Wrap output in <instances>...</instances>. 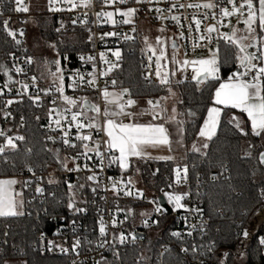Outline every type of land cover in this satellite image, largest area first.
<instances>
[{
	"label": "snow or ice",
	"instance_id": "6c2138e0",
	"mask_svg": "<svg viewBox=\"0 0 264 264\" xmlns=\"http://www.w3.org/2000/svg\"><path fill=\"white\" fill-rule=\"evenodd\" d=\"M55 2V0H48L49 3V11H59L60 9L52 8L51 5ZM68 3L71 4L72 8H76L78 5L73 3V0H67ZM110 2H114V0H104L105 4ZM121 4L125 3L126 0H119ZM144 0H136V3H142ZM151 3V0H148ZM220 3H225V0H220ZM228 5H231V10L228 7H220L218 4L208 2L204 4H195L189 5V7H203L209 10L219 7V15L221 20L219 23L223 27V19L239 14L240 16H244V10L247 9L246 18L243 19V23L245 25L244 31L247 35H237V30L233 29L231 34H223L220 35L215 25L209 26L206 29L207 35H201L200 40H208L209 44L213 42L212 33L217 32L216 38V48H209V56L208 58H202L198 60H187L183 61L181 65L182 69H186L188 66L192 67L193 75L191 79L195 81L197 85V90H199V86L205 84L208 81L218 82L219 86L215 88L214 95L212 97V103L214 106L207 108V116L203 119V123L199 126L198 138H203V143L200 147H197L195 143L192 145V150L200 153V155L207 158L208 150L210 149V144L213 142L214 138L218 136V128L222 126V114L224 116H228L230 110H239L241 114H246L248 121L251 124V135L255 137H259L264 139V0H257V3H254L253 0H240L239 5H237L236 0H226ZM90 4V0H81L80 7H88ZM15 9L16 12H27L28 7L23 5V0H15ZM175 7V5H173ZM183 7V5H181ZM151 10V9H150ZM117 13L125 17L123 23L127 24L131 21L128 19L132 17L134 13L137 11L135 8H127L126 11H121L120 9L116 10ZM157 12H160L161 9L157 8ZM99 19L101 16L105 17L109 22L113 25L116 21L113 19L114 13L109 11H102L96 14ZM0 16H3V12H0ZM216 18V14L213 13V19ZM10 19V18H9ZM9 19L3 20V31L7 34L8 37H11L12 40L15 41L17 45L22 43L21 40L17 39L16 31L9 28ZM172 19H177V17H172ZM76 21H73L75 24ZM81 23H85V21H81ZM197 31H199L200 21L195 20ZM61 28H63V24H61ZM61 28L55 29L57 33L61 31ZM257 28L259 32H257ZM191 31V29H189ZM135 31V29H133ZM20 36H24V31L20 30ZM107 36H118L116 32H106L104 33L100 39L103 40L104 37ZM93 37L91 35L88 36V41L91 42ZM125 39H129V37L125 36ZM224 41L225 48H234V54L229 57L225 55L223 58L221 57V49H220V41ZM159 42V38H158ZM61 43H63L61 41ZM145 43L147 44V37H145ZM49 47L56 49L57 45L55 43H51L48 45ZM173 49L177 48L176 44L172 45ZM149 50L153 52L155 55V49H152L149 46ZM57 57H61V53L57 51ZM112 56L115 57V62H109L105 59V53H100V60L106 64L108 67L106 70L101 71V76H107L114 69L120 67L119 61L121 60V52L119 49L112 51ZM11 55V53H10ZM62 58L67 60L69 57L67 54H63ZM81 61L85 60L84 56H79ZM93 56H88L87 61H94ZM151 60V57L149 58ZM166 59L165 52L163 50L160 51L159 55L156 56V69H155V77L159 81L160 85L167 86L168 92L171 95H175L172 92L171 88V79L168 71L164 70L165 66L161 64V61ZM34 62L32 56L26 57V63L32 64ZM173 64H180V61L176 59V55L173 54L172 61ZM54 64L56 66V71L52 72L51 68L48 67L49 64ZM234 64L235 70L230 71L227 79L225 81H221L220 73L222 68L226 65ZM44 67L48 71L50 75L54 77L53 83L56 85V91L59 93V98L64 102L66 107L61 112L58 109H50L49 110V125L48 128L51 132L59 131V137H55L53 135H47L42 143L39 151L43 153H51V159L58 165L59 171L64 173H72L75 172L77 174L81 172L90 173L84 177V182L81 183L80 176L77 175L76 183H72L71 181L65 179L63 181L57 180L52 173L48 174V178L43 176H38L37 170L39 169L43 172L49 165L47 160H43L38 163H30L29 158L33 154V148L26 147L24 149V163L23 168L27 170L28 173L31 174L30 178L19 182L16 179H4L0 180V218L7 217H18L22 216L25 213L23 212L24 201L17 200L16 197L20 196L21 193H16L14 191L13 186L17 183H22V187H31L34 185V196L33 199H38L41 207L37 210L36 216L39 220L42 216L44 218H52L59 219L61 221H67V227L70 229L73 235L77 233V217L80 214H84L87 212V208L83 205L87 204L86 199H79L82 195L83 190L88 188L93 196H95L97 190L100 188V174L103 173L104 168L106 166L110 167L112 164H118L121 172L126 171L129 168V161L131 157H143L145 156V147L148 145L157 146V145H168L169 148L171 146V142L169 140V136L167 134V130L163 125L159 124H142L136 122L137 113L133 111H129L135 104L136 101L131 98V92L128 88H122L120 94H116L114 92H109L107 88L102 91V95L105 100V108L103 110L104 123L101 128L100 125L96 123V116L100 115V107L95 104H89L86 98H83V103L79 105L80 111H72L73 108L77 107V101L69 96L64 95V75L61 68L60 59H55L51 62L44 60ZM16 72L21 73L23 71L22 68L16 67ZM0 71H3L6 76H8V69L5 65H0ZM96 71L95 64H93V72L88 73L89 76H92V79L87 80V84L89 86H93L95 84L94 73ZM151 75V73H150ZM171 76H176V71L171 72ZM78 77L80 81H84V76L79 74V71L76 70L74 77ZM144 79L148 80L149 77L145 76ZM184 79H177L176 84L181 85L185 83ZM12 82V77L8 76V81L5 83L4 87H8L9 83ZM117 81L112 80V86H116ZM32 84L35 86L36 77H32ZM71 87V85H70ZM29 85L26 83H21L20 89L17 91V95H25L28 93ZM11 91V89H9ZM41 91L45 92L47 95L46 89H41ZM0 95H3V92L0 91ZM124 95L128 96V99L124 101L122 98ZM28 99L36 104L40 97L39 95L33 97L28 96ZM21 101H15L13 99H8L4 103V108L9 107L13 103H19ZM53 104L56 103L55 100L52 101ZM183 103V101H181ZM148 104L152 107V117L153 120L157 119L159 113L155 111V109L159 106V102L153 104L151 100L148 101ZM108 105H114L116 110L112 111L109 109ZM218 106H223V109ZM173 113L176 112V109H172ZM52 112L56 113L55 119L53 120ZM87 112H93L96 116L87 117ZM68 113L71 114L70 120L68 119ZM11 115L8 111H3V116L8 118ZM189 116H195V113L191 110L188 111ZM81 117L88 119V123H84ZM127 118L131 122L124 123L123 120ZM175 117L173 116V119ZM39 120V117H36ZM24 117L21 116L20 125L24 126ZM53 123L55 124V128H53ZM67 127H64V125ZM224 125L230 126L234 129L238 134L247 136L248 132L242 126V120L239 116L232 114L226 121H223ZM75 128V135L72 134V128ZM88 129V134H84L83 130ZM95 129L97 132L103 131L107 137L101 143L100 141H94L92 139L91 131ZM181 134L183 129L180 130ZM0 137L4 138V143H0V158L3 159V163L7 164L8 158L6 156V149H10L12 151H19L18 145L16 141L24 142L25 137L22 135H16L15 137L6 135L5 131L0 129ZM53 145L58 142L62 143L66 149H74L76 150V155L68 157H61L60 152L61 149L50 148L48 147V143ZM91 142V146L90 143ZM181 143L182 141H178ZM255 145L249 144V149L254 148ZM201 148L204 151H201ZM118 153V155L116 154ZM91 154V155H90ZM246 156L251 158V152H246ZM93 157H95V161L92 164H89V161H93ZM83 159L84 163L81 164L78 161ZM159 159H171V157H159ZM105 160H107V165H105ZM258 166H264V150L258 152L257 156ZM69 162L72 163L73 167H69ZM220 171L211 175L209 179L215 183L221 177H223L226 181H231V175L225 176V173L229 172V169L226 164L223 162L219 163ZM12 167H16L13 163ZM187 166H185L182 170L177 169V183L180 182L181 173H183V178L187 177ZM155 174V173H154ZM253 177L255 176V172L252 173ZM46 179L47 187L44 186V181ZM199 179V178H197ZM109 181H112L111 189L104 188V191H112L114 195L119 196L120 192L123 191L125 196H132L134 193L131 189H127V186L123 180L114 181L112 177H108ZM254 184L256 183L255 179L252 181ZM128 184L131 183V178L127 181ZM61 184H66L67 192L58 196L57 192L52 190V186H59ZM124 185V187H121ZM136 195L142 197L143 193L139 190L136 191ZM167 196V201L170 205L173 206V210L183 209L186 215L180 217L181 220L184 221L186 231H172L170 236L175 238V240L179 243V253L177 257H191L192 264H205V261L200 259V257H206L211 260L214 256H216V249L218 246V241L209 237L206 243L197 244L195 242L190 245L184 239L185 237H192L193 232H198L201 239L205 236L209 235L211 231V225L209 221L212 219V214L209 213V219L206 220L205 210L199 205L188 207L182 201L188 196V193H180V194H171L165 193ZM197 196H200V193L197 192ZM101 199H105V197H101ZM31 203V201H29ZM151 203H156L152 201ZM257 204H260V207L255 208L252 211L251 208L248 211H252V215H259L260 211L264 209V182H262V186L258 188V198L256 200ZM65 208L68 212V216L59 214V210ZM164 209L157 206L154 209V214L157 216L164 215ZM216 211V209H214ZM131 212V209H129ZM247 214V213H245ZM30 215V213H29ZM195 215L197 218V223L192 224L190 222V217ZM141 225L148 229L152 227H159L160 220L151 218V215L147 212L140 213ZM128 218V213L125 214V220ZM124 221H120L119 223H123ZM99 225V235L98 242L96 244L97 248H109L112 250V255L115 261L121 260V254L117 250V244L120 246H124L126 244H135L137 240H142L143 236L138 235L135 232H129L127 235L121 231L118 235L116 233L111 234V239H108L109 233L107 231V225L104 220L101 218L97 221ZM112 228L117 227V221L115 217L112 218L111 222ZM236 228L243 229L242 222L236 225ZM219 232V229H217ZM59 234V230L54 233V235ZM5 237L8 236V232L5 231L3 233ZM249 235L247 229H243L240 232L236 233V238L239 239L241 236L243 238H247ZM45 233L41 231L39 241L41 246V251L46 250L48 252H52L55 249H59V252L64 255L69 254V248L63 247L61 245L55 244L52 240H48L46 246L44 245ZM260 244L264 245V237L260 238ZM7 245L8 241L5 240L3 242ZM91 243V241H89ZM150 245V242H149ZM13 248H16V245H12ZM80 240L77 238L74 240L71 246V253L75 255H79ZM149 247V246H146ZM163 251L158 253V264H163V258L166 253H171V249L167 246H162ZM150 250V247H149ZM20 255H24L23 250L20 251ZM231 255L229 252H223L220 257H216L218 264H225L228 256ZM150 257H147L141 253L136 260V264H149ZM0 264H13V261L10 260L7 254L4 253L3 248H0ZM15 264H28L26 259H21L16 261ZM73 264H76L73 261ZM83 264V262H81ZM94 264H108V261L103 257L100 261H95ZM179 264H183V262H179Z\"/></svg>",
	"mask_w": 264,
	"mask_h": 264
},
{
	"label": "built area",
	"instance_id": "2783aa9c",
	"mask_svg": "<svg viewBox=\"0 0 264 264\" xmlns=\"http://www.w3.org/2000/svg\"><path fill=\"white\" fill-rule=\"evenodd\" d=\"M212 2L218 4L220 7H228L231 10V5L226 3L221 4L220 0H151V3L148 0H144L142 3H136V0H126L125 3L121 4L119 0H114V2H110L108 4L104 3V0H90V4L88 7H80L81 0H73V3L77 4L76 8H72L71 4L67 2V0H55V2L51 5L52 8L60 9L59 11H49V3H48V11L46 12L49 15H53L57 17L58 23L61 24L64 18H66L71 24L75 20L76 23L74 25L81 26L86 29L87 36L91 35L93 37L92 41L90 42V48L86 51L79 52L73 55H67L69 58L64 60L63 58L57 57L61 61V68L64 75V95L69 96L77 101V107L73 108L72 111H80L79 105L83 103V98H86L89 104H95L100 107V115L96 116L93 112H87V117L96 116V123L98 125L103 126L104 117H103V110L105 108V102L102 99V91L107 89L115 88L112 86L113 73L116 69H114L111 73L107 76H101L100 72L107 69L108 64L102 62L100 60V53H105V59L109 62H115V57L112 56V51L119 49L122 54L124 53L131 54L134 50H137L140 53L141 64L143 69V79L145 76H148L149 79L145 81L159 83V81L155 77V69H156V55H153V52L149 50V47L145 43L142 37V30L140 23L142 21H148L150 24L153 25H163L166 29H172L176 31L178 46L186 55L187 60H198L201 56L206 55L209 52V48L215 49L216 48V38L217 32L212 33L213 42L209 44L208 40H200L201 35H207L206 29L209 26L215 25L218 33L223 35L225 33L231 34L233 29L237 30V33H244L245 25L242 22L247 15V9L244 10V16H240L239 14L227 17L223 19V27L219 23L221 17L219 15V7L214 8L212 10L203 8V7H189V5L195 4H204ZM254 3H257V0H253ZM237 5H239L240 0H236ZM29 0H23V5H28ZM175 5V7H173ZM183 5V7H181ZM15 0L11 2V10L6 11V4L0 2V12H3L2 21L0 24V29L6 39L11 43L13 52L10 55V65L7 68L8 76L12 77V82L9 83L8 87H4L5 83L8 81V76L0 78V91L3 92L2 96L3 100L0 103V129L4 130L6 135L15 137L16 133L15 130L17 126L9 125L6 123V118L3 116V111H8L11 113L9 117L13 114V104L7 108H4V103L8 99L18 100L21 97H25L26 99L28 96H37L39 95L40 99L36 103L39 106H42L44 102L47 104V115L48 118L46 120V128L49 130V110L50 109H58L61 112L66 107L64 102L59 98V93L56 91V85L53 81L46 80L43 82H39L36 80L35 86L32 84V77L34 76L29 72L30 65L26 63V57H28V53L26 50V46L24 43V36H20L19 32L21 28L26 29L25 20L23 17H20L18 20L19 12L14 11L15 9ZM135 8L137 11L134 13L132 17L128 19L131 21L130 23H123L125 17L120 16L117 13V9L121 11H126L127 8ZM161 9L160 12H157L156 9ZM151 9V10H150ZM102 11H109L113 12L114 16L113 19L116 23L113 25L109 22L105 17L101 16L99 19L97 18V13ZM24 16L31 17L32 14L29 10L27 12H22ZM213 13L216 14V18L213 19ZM172 17H177V19H172ZM10 18V19H9ZM16 18V19H15ZM9 19V28L16 31L17 36L16 38L21 40L22 43L17 45L11 37H8L7 34L3 31V20ZM195 20L200 21L199 31H197V26ZM81 21H85V23H81ZM135 29V31H133ZM191 29V31L189 30ZM26 31V30H25ZM106 32H116L118 36H107L104 37L103 40L100 37ZM125 36L129 37V39H125ZM222 41V40H221ZM84 56L85 60L81 61L79 56ZM88 56H93L95 59L94 61H87ZM151 57V60L149 59ZM93 64H95L96 71L93 74L95 77V84L93 86H89L87 84L88 79H92V76H89L88 73L93 72ZM16 67L22 68L23 71L21 73L16 72ZM76 70L79 71V74L84 76V81H80L78 77H74ZM183 71V79L187 77L185 81L192 80V67L188 66ZM151 73V75H150ZM229 75V74H228ZM228 77V76H227ZM226 77V78H227ZM21 83H26L29 85L28 93L25 95H17V91L20 89ZM71 85V87H70ZM11 89V91H9ZM41 89L47 90V95H45L44 91ZM132 99L134 97L131 96ZM124 101L128 99L127 95H124L122 98ZM55 100L56 103L53 104L52 101ZM135 100V99H134ZM151 100L154 104L155 100L153 98H144L143 102H137L136 104L129 109V111H133L137 113V115H147L150 114L147 109L148 101ZM145 103V104H143ZM114 106V105H112ZM115 107V106H114ZM68 119L70 120L71 114L68 113ZM56 113L52 112L53 120L55 119ZM152 116V114H151ZM153 118V117H152ZM158 118V117H157ZM84 123H88V119L81 117ZM124 123H130L131 121L127 118L123 120ZM53 128H55V124L53 123ZM64 127H67L65 124ZM50 131V130H49ZM75 128H72V134L75 135ZM51 132V131H50ZM89 130L84 129L83 133L88 134ZM51 135L55 137H59V131L51 132ZM92 139L94 141H100L103 143L105 139H107L105 133L103 131L97 132L95 129L91 131ZM0 143H4V138L0 137ZM59 146L64 151L63 157L74 156L76 155V150L74 149H66L64 145L60 142ZM90 146H91V142ZM8 150V149H6ZM91 155V154H90ZM79 163L83 164L84 161L81 158ZM95 161V157H93V161H89V164H92ZM1 163V162H0ZM105 165H107V160H105ZM70 168L73 167L72 163L69 162L68 165ZM185 166H187V177L186 179L183 178V173H181L180 182L177 183V175L176 170H182ZM58 167L50 168L46 171L41 172L37 170L38 176H43L48 178V174L52 173L53 176L60 181L65 179L71 181L72 183H76L77 175L80 176V182H84V177L90 173L81 172L79 174L72 172V173H64L62 171L57 170ZM171 170V181H172V188L169 191H165L162 194L165 196L166 202L170 207V212L168 213L166 209L160 204L159 195L161 194H153L149 189L144 187L140 182L134 183L131 180V183L128 184L127 181L131 177V175H127L124 172H121L119 169L118 164H112L110 167L106 166L104 168L103 173L100 174V181L101 185L100 188L97 190L95 196L91 193L88 188L83 190L82 195L79 199H86L88 202L87 204L83 205L87 208V212L84 214H80L77 217V233L73 235L70 229L67 227V221H61L59 219H52L50 218L51 229H45V227L40 228L37 231V243L38 247L41 250L40 246V233L43 231L45 233L44 245L46 246L48 240H52L55 244L61 245L63 247L69 248V254L64 255L59 252V249H55L51 253L59 254L63 257V261L56 264H73V261L76 264H94L95 261H100L102 257L108 261V264H121L120 261H115L112 250L109 248H97L96 244L98 242V235H99V225L97 221L99 219H103L105 224L107 225V231L109 233L108 239H111V234L116 233L117 235L123 231L126 235L129 232L141 233L142 236H145V230L142 225L138 226L137 228L134 227L132 219L135 217V207L138 205H150L153 209L151 218L153 219H160L162 216H157L154 214V209L159 206L164 209V213L168 215L167 227H168V235L172 231H186L184 221L180 219L181 216L186 215L183 209L180 210H173V206L170 205L167 201L165 193L171 194H180V193H188V196L185 198L183 203H185L188 207H193L199 205L203 208L201 202V193L203 192V184L204 180L201 179V175L199 174L196 179L192 177L190 167L187 164L176 162ZM31 174L27 172L26 169L21 170L20 172L9 175V176H2L11 179H16L19 182H22L28 178H30ZM1 177V176H0ZM108 177H112L114 181H121L123 180L127 186V189H131L133 191L132 196H125L123 191L120 192L119 196L113 194L112 191H104L103 189L109 188L111 189L112 181L108 180ZM199 178V179H197ZM211 182L210 179H208ZM44 186L47 187L46 179L44 181ZM56 189H60L63 191V194L67 192L66 184H61L59 186L53 185ZM124 187V185H121ZM34 185L31 187H22V183H17L14 185L15 192L21 193L23 199L24 194H28L29 199H33L34 196ZM177 189H180L181 192ZM53 190V189H52ZM139 190L143 193V196L140 197L136 195V191ZM197 192L200 193V196H197ZM150 195L151 200L148 201L146 196ZM101 197H105V199H101ZM155 201L156 203H151ZM131 209V212H129ZM128 213V218L125 220V214ZM69 214L66 212L64 215L67 217ZM115 217L117 221V227L112 228L111 222L112 218ZM257 217V216H256ZM206 220L209 217L205 214L204 217ZM190 222L192 224L197 223V218L195 215L191 216ZM264 217L259 220H254V223L257 222V226L254 227V223L252 226L249 227L248 232L251 231L250 235L247 238H243L242 245L240 249H243L248 241L253 237L258 229L259 222L263 221ZM120 221H124L122 224L119 223ZM210 223V221H209ZM241 221H238L237 224H240ZM149 229V228H148ZM59 230V234L54 235ZM242 231V229H236V233ZM171 237V236H170ZM208 236H205L203 239L200 238L198 232H193L192 237H185L184 239L190 245L191 243L195 242L197 244L206 243ZM264 237V226L262 232L258 235V244L262 248V252L264 254V245L260 244V238ZM80 240V247L78 249L79 255H75L71 253V246L75 239ZM173 238V237H171ZM175 239V238H173ZM91 241V243H89ZM127 245L120 246L117 244V250L120 252L121 249ZM162 246H167L170 248L168 244H162L158 249L154 256V260L149 264H158V253L163 251ZM46 252V247L43 250ZM243 251V250H242ZM226 252L225 250L221 253ZM217 255V254H216ZM221 256V255H220ZM219 256V257H220ZM243 256V255H242ZM166 257H169V253H166L163 258V264H169L166 261ZM200 259L205 261V264H218L217 259L215 256L209 260L206 257H200ZM188 264H192L191 257L187 259ZM225 264L229 263L228 259L225 261ZM233 264H244V259H235V263Z\"/></svg>",
	"mask_w": 264,
	"mask_h": 264
},
{
	"label": "trees",
	"instance_id": "16d2710c",
	"mask_svg": "<svg viewBox=\"0 0 264 264\" xmlns=\"http://www.w3.org/2000/svg\"><path fill=\"white\" fill-rule=\"evenodd\" d=\"M0 2L6 4V11L11 10L10 5L12 0H0ZM20 17L24 18V24L29 22L31 18L34 20L36 31L44 45L51 43L57 45V48L54 49L55 53L59 51L62 55H73L90 48L86 29L71 24L66 18L61 21V24H63V28H61L57 17L51 16L46 12H38L33 17L24 16L22 12H19L17 19L19 20ZM1 21L2 17L0 16V24ZM57 28H61L59 33L55 31ZM24 43L28 55L32 56L34 60L30 65L29 72L39 82L48 80L50 74L44 67V60L46 59L51 62L56 58L37 56L33 52V49L28 46L25 37ZM219 43L222 58L225 55L231 57L234 54V48H225L223 40ZM12 48L11 43L0 29V65L9 67L10 53L12 54L13 52ZM62 55L59 57L60 59ZM139 57L140 53L137 50H134L131 54H122L119 61L120 67L113 73V79L117 81L115 88H128L131 96L137 102H143L144 98H153L155 100L168 95L167 86L143 79L141 58ZM48 67L51 68L52 72L56 70L54 64L50 63ZM234 70V64L224 66L220 73L221 80L225 79L230 71ZM5 76L4 72L0 71V78ZM177 79L183 78L179 77ZM177 79H171V88L177 92L179 97L177 103L178 110L183 114V119L180 122L183 127L185 144L189 147L186 157L180 162L190 167L194 179L200 174L201 179L206 181L203 184V192L200 197L205 214L207 216L209 213L212 214V219L210 220L211 231L207 238L213 237L218 241L215 259L225 250L231 254L227 259L229 263L233 264L235 263V259H239L238 251L243 240L242 236L239 239L236 238L237 222L241 221L243 229H247L248 231L257 216L252 215V211L260 207V204H257L256 200L258 198V188L264 182V167L258 166L257 156L258 152L264 149V139L251 135L247 123L244 124L245 130L248 132L247 136L240 135L230 126L224 125L223 121H226L230 115L238 112V110L233 109L229 111L228 116L222 114V126L218 128V136L210 144L207 158L193 151L190 147L197 137L199 126L203 122L207 108L212 104V97L219 83L208 81L200 85L199 90H197L195 81H185V83L177 85ZM2 100L3 98L0 96V103ZM16 101L21 102L13 103V114L5 120L9 125L17 126L15 130L16 135L24 136L25 141H16L19 151L6 150V156L9 161L7 164L3 163V159L0 158V176L14 175L24 169V149L26 147L33 148V154L29 158L30 163L47 160L49 166L44 171L58 167L50 158L51 153L39 151L45 137L51 135V132L46 128V120L48 118L46 102L42 106H39L25 97H21ZM221 108L223 109V106ZM189 110L194 112L195 116H189ZM21 116L24 117L25 121L23 127L20 125ZM37 116L39 120L36 119ZM0 120L3 121L2 119ZM245 143L255 145L254 148H251V158L243 153ZM48 147H59L61 149L59 143L53 145L49 142ZM63 153L64 151L61 149V157ZM220 162L227 165L229 172L225 173V176L230 174L232 177L231 181H226L221 177L215 183L209 182V177L220 171L218 166ZM13 163L16 167H12ZM175 163V161L170 160H138L136 165L131 163L125 173L131 175L135 167L140 183L146 186L153 194H162L172 188L170 169ZM253 172H255L254 177L252 175ZM253 179L256 181L255 184L252 182ZM52 189L57 192L58 196L64 195L63 191L59 188L56 189L52 186ZM177 190L181 192L180 189ZM28 196V194H24V215L0 218V248H3L4 253L7 254L9 259H26L28 264L60 263L64 260L62 256L48 252L47 250L46 252L41 251L37 246V231L43 227L48 230L51 229L50 217L44 218L42 216L38 220L36 212L41 207L39 200L29 199L30 197L28 198ZM249 208L252 211H248ZM66 212L65 208L59 210L60 215H65ZM159 220V227L146 229L142 240H137L134 245H127L121 249V264H136V260L141 253L150 257L149 263H151L154 260L157 249L162 244L170 245V249L172 250L169 257H166L167 263L179 264V262H183V264H188V257H177L179 243L168 235V215L164 213ZM258 226L256 233L243 247V256L240 259H244V264H264V254L258 244V235L263 230L264 220L259 222ZM217 229H219V232H217ZM5 231L8 232L7 237L3 235ZM5 240L8 241L7 245L3 243ZM12 245H16V248H13ZM146 246H149L150 250ZM21 250H23L24 255L19 254Z\"/></svg>",
	"mask_w": 264,
	"mask_h": 264
},
{
	"label": "rangeland",
	"instance_id": "374dc122",
	"mask_svg": "<svg viewBox=\"0 0 264 264\" xmlns=\"http://www.w3.org/2000/svg\"><path fill=\"white\" fill-rule=\"evenodd\" d=\"M26 6L28 7V10L34 15L38 12H47L48 11V0H29V4ZM31 17H33V15ZM140 26H141L140 30H142V37H143L144 41H145V37H147V46L148 47L151 46L152 49H155V55L156 56L159 55L161 50H163L165 52L166 59L161 61V64L165 66L164 70L168 71L169 73H171L172 71H176V76H171L172 77L171 79L174 80V79H177L179 77H183V71L182 70H184V69L181 68V65L183 64V61L186 59V55L180 49L179 46H177V48L175 50L170 47L171 42L177 38L176 31H174L172 29H166V27H164L163 25L150 24L148 21H145V20L140 23ZM25 27H26V31H24V37L26 39L28 46L31 49H33V52L35 53V55H37V56L41 55V56H45L46 58H56L57 59V55L55 53V50L53 48L49 47L48 46L49 44L44 45L43 41L39 37V34L36 31L35 22L32 18L29 20V22L26 23ZM257 32H259L258 28H257ZM237 35L238 36L239 35H247V33L246 32L237 33ZM158 38H159V42H158ZM173 54L176 55V59L180 61V64H173L171 62ZM208 56H209V52L206 55L201 56L199 59L208 58ZM226 79L227 78H225L221 81H225ZM48 80L53 81L54 77L52 75H50ZM107 90L109 92H114V93L119 95L122 89L121 88H112V89H107ZM172 92H174L175 95H171L168 92V95H166L162 98H159V99H155L154 103L156 104L157 101L159 102V106H162V109H163V112H162L163 115H167L169 118H170V116H171V118H173L172 116H175L177 118V120L180 122L183 119V114L180 112V110H178V104L177 103L179 101V97H178L177 92L173 88H172ZM102 99L105 102L103 95H102ZM212 106H214L213 103L209 107H212ZM108 107L112 111L116 110V108L112 105H108ZM218 107H221V106H218ZM173 108L176 109L175 113H173V111H172ZM234 114L241 118L242 126L245 128L244 122L246 120V118H245L246 114H241L239 112V110H238V112H235ZM206 116H207V112H206L205 117ZM249 123H250V121H249ZM249 125L251 127V124H249ZM193 143H195L197 145V147H200V145L203 143V138H198V134H197V137ZM193 143H192V145H193ZM246 145H247V143H245L244 147H243V153L244 154L247 152ZM201 151H204V149L201 148ZM137 161L138 160H133L134 165L137 164ZM130 178L134 183L140 182L138 179L137 170L135 169V167L133 168V172H132ZM4 179H11V178L1 177L0 180H4ZM144 187H146V186H144ZM13 188H14V186H13ZM16 193H19V192H16ZM166 198H167V196H166ZM16 199L21 200V195L17 196ZM146 199H148V201H150L151 200L150 195H147ZM22 210L24 212V206H23ZM152 211H153V209L150 205H138V206H136L135 207V213H134L135 217L132 219L134 227H138L141 225L142 217L140 216V213L147 212L152 216ZM262 217H264V210L262 212H260L259 215H257L256 220H259ZM253 226L256 227L257 222H255ZM248 233L250 235L251 231H249ZM242 250L243 249H239V251H238L239 259L242 257V254H243ZM10 260H12L13 264H15L16 261H19L21 259H19V260L18 259H10Z\"/></svg>",
	"mask_w": 264,
	"mask_h": 264
},
{
	"label": "crops",
	"instance_id": "0c3cea01",
	"mask_svg": "<svg viewBox=\"0 0 264 264\" xmlns=\"http://www.w3.org/2000/svg\"><path fill=\"white\" fill-rule=\"evenodd\" d=\"M147 108L150 114L137 115L136 122L142 123V124H148L151 122L153 124L163 125L167 130V134L169 136L171 146L169 148L168 145H157V146L148 145L145 147V153H146L145 156L131 157L129 161V166L131 163H133V160H170V161L180 162L186 157L187 151L189 149V147L186 146L185 141H184V133L182 132L181 134V131H180L181 129H183L181 122H179L175 116H174L175 118L173 119L171 118V116L169 118L167 115H163L162 106H158L155 109V111L159 113V115L157 119L153 120L151 116L152 107L150 105H147ZM245 118L246 120L244 124L247 123V125H249L250 123L246 115H245ZM249 129H251L250 125H249ZM178 141H182V145L181 143H178ZM246 147H247V152H251V149H249L248 143ZM190 148L192 149V146ZM116 154L118 155V153ZM159 157H171V159H159ZM21 199L23 200L22 195H21Z\"/></svg>",
	"mask_w": 264,
	"mask_h": 264
},
{
	"label": "water",
	"instance_id": "95a60500",
	"mask_svg": "<svg viewBox=\"0 0 264 264\" xmlns=\"http://www.w3.org/2000/svg\"><path fill=\"white\" fill-rule=\"evenodd\" d=\"M20 30L25 31L26 29H25V28H21ZM174 43L176 44V46H178L177 41L174 39V40L171 42V45H170L171 48H173L172 45H173ZM263 150H264V149H263ZM263 167H264V166H263ZM157 199H159L160 204H161V205L166 209V211L169 213L171 209H170L169 205H168L167 202H166L165 196H164L163 194H161V195H159V197H158ZM137 234L140 235V236H142L141 233H137Z\"/></svg>",
	"mask_w": 264,
	"mask_h": 264
}]
</instances>
